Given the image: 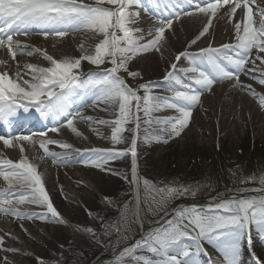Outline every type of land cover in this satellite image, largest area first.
Listing matches in <instances>:
<instances>
[{
    "label": "snow or ice",
    "instance_id": "1",
    "mask_svg": "<svg viewBox=\"0 0 264 264\" xmlns=\"http://www.w3.org/2000/svg\"><path fill=\"white\" fill-rule=\"evenodd\" d=\"M158 3H163L165 9L171 10L167 18L156 17L158 25L147 30L151 38L146 39L143 29L133 27L139 21L143 0H92L91 3L85 0H0V48H6L14 61L18 55L41 53L50 65L39 67L25 64L27 73L17 71L14 76L9 75L8 71L0 73V124L28 123L34 118L30 114L35 112L41 119L51 120L47 131L40 133L42 137H48L49 132L59 133L65 127L79 137L82 133L74 124L77 120L89 125L109 126L113 147L77 149L75 151L80 155H88L87 159L78 162L100 172L119 175L107 166L117 159L130 156L131 178H122L135 186L137 192L142 185L144 190L154 193L151 203L145 200L148 211H164L167 217V206L172 201L188 195L195 197L201 186L157 187L139 175L137 148L142 124L146 126L143 143L167 144L171 139L180 137L189 126L202 94L210 92L215 83L234 80V87L248 89L249 94L255 96L252 86L240 81V75L244 74L264 86V67L256 64L259 60L264 65V56L260 55L264 54V8L256 9L257 20L253 9L255 0H175V3L173 0H158ZM184 5L189 9L194 6L195 10H186ZM228 5H231L228 13L230 18L235 17L237 10L243 13L242 19L234 24L235 42L218 48L209 45L195 53L185 51L178 54L176 62L171 63L163 77L166 82L164 90L171 95L154 92L160 85L150 82L130 87L125 77L120 75L123 72L133 80L140 77V72L131 70L130 64L142 54L160 51L159 45L165 39L166 30L172 29L174 20L198 13L208 17L207 25L191 41V44H195L208 33L217 11ZM33 29L38 30L45 39H62L75 32H90L98 38V42L94 46V54H88L81 45L79 57L56 59L39 48L25 51L28 45L14 40L15 36L32 35ZM254 52L255 59H251ZM182 58L187 66H178ZM82 61H87L99 71L89 72L81 79ZM106 64L111 66L102 67ZM249 64L252 66L247 67ZM24 75L30 79H24ZM88 97H92L91 103ZM100 104L106 106L101 110H111L114 118L93 120L83 115L85 107L95 108ZM259 104L264 108V96L259 97ZM165 110H174L176 115H154ZM128 124H134V127L126 128ZM153 125L157 127L153 128ZM92 131L98 134V129L93 128ZM125 131L132 133L130 145L118 149L116 145L125 143ZM0 141L5 147L19 146L22 154L16 162L0 160V178L7 185L0 189V214L21 221L38 219L53 225H66L67 221L54 206L44 185L42 174L23 155L24 142L33 145L37 141L32 135H0ZM38 143L54 163L73 162L71 152L56 153L48 147L56 145L67 150L72 148L71 144L51 138L41 139ZM249 181L259 186L229 189L232 195L218 193L203 206H178L172 209L171 218H164L163 223L158 221V227L150 228L142 234L141 239L123 248L112 264H128V261L134 264H201L199 256L201 253L206 254L205 243L219 254V259L211 260L210 264H242L241 242L246 239L251 249L253 231L262 234L260 238L264 240V174L244 177L240 183L247 184ZM248 192L257 194L244 195ZM105 201L112 203L107 196ZM25 204L41 211H20L18 206ZM92 214L89 210V215ZM124 227L127 231L130 224ZM83 231L89 234L90 239L97 238L92 227H84ZM117 231L120 229L117 228ZM105 235L110 233L106 230ZM0 251L17 253L19 250L5 247L4 238L0 237ZM252 256L255 264H264V260L257 258L255 253ZM37 259L38 264H45L44 259ZM0 264H13V261L5 255L0 257ZM53 264L61 262L54 261Z\"/></svg>",
    "mask_w": 264,
    "mask_h": 264
},
{
    "label": "rangeland",
    "instance_id": "2",
    "mask_svg": "<svg viewBox=\"0 0 264 264\" xmlns=\"http://www.w3.org/2000/svg\"><path fill=\"white\" fill-rule=\"evenodd\" d=\"M183 7L186 10H195L194 7L191 9L186 8V5ZM253 9L255 12L254 6ZM229 10V8H220L212 19L208 33L198 39L195 44H191V41L196 39L207 25L208 17L198 13L194 16H181L178 20H174L172 29L166 30L165 39L159 45L161 51H151L157 71L166 74L171 63L176 62L175 57L182 52L195 53L209 45L218 48L224 44L234 43V24L237 20L242 19L243 13L237 10L235 17L230 18ZM143 30L147 33L148 29ZM150 38L146 36V39ZM34 47L36 46L34 45ZM49 55L53 54L50 53ZM255 55L254 52L251 59H255ZM260 55L264 56V54ZM17 57L27 60V64L36 63L39 58L27 55H18ZM40 58L49 64L42 56ZM256 64L264 67L259 60L256 61ZM24 65L21 63L19 67H24ZM178 66H187V63L182 58ZM251 66V64L247 65V67ZM130 79L132 81L127 83L134 88L143 81L141 75L136 80L131 77ZM152 79H155L153 74L149 76V80ZM240 81L244 85H251L256 95H250L248 89L242 90L234 87V80L214 84L210 92L202 94L203 100L195 107L190 124L180 137L171 139L167 144L143 143L142 148L138 145V171L142 178L148 179L157 187L165 185L201 186L198 194L195 197L188 195L172 201L167 206L169 215L165 217L164 211H148L145 200L151 203L154 193L144 190L142 185L137 192L135 186L130 185L129 181L125 179L122 186L115 191L111 204L105 200L99 201L103 204V209L99 210L97 214L89 215L88 212H85V216L90 222L89 227H92L97 233V238L92 239L95 250L91 254H87L80 246L70 226L67 224L66 226L58 225L59 233L68 238L67 246L61 248L62 258L59 260L61 264H112L114 258L123 248L131 246L136 240L141 239L142 234L150 228L158 227V221L163 223L164 218H171L172 209L178 206H203L213 197H216L218 193L223 192L232 195L233 193L229 189L259 186L258 183L251 181L247 184H242L240 181L244 177H259L264 174V108L259 104V97L264 96V86L259 85L244 74L240 75ZM228 84L230 87L227 86ZM165 85L157 87L156 92L160 95H171L164 90ZM227 91H235V97L226 98ZM224 102L226 103L225 106L223 105ZM229 104H231L230 107ZM257 112L261 114L259 115ZM166 113H168L166 116L176 115L174 110L160 112V114ZM140 115L143 113L141 112ZM257 115L259 116L257 117ZM126 126L133 128L134 124ZM63 131L67 132L70 140H77L68 129ZM101 136L102 134L96 135V138ZM96 143L90 142V145L97 149H106L99 142ZM76 149H79V146ZM251 150L257 154L253 156ZM13 153L12 150L0 148V160L10 159L16 162L14 158L12 159ZM129 158L125 167V175L130 179L131 157L129 156ZM213 162L217 165V172ZM4 184L5 182L0 178V187H3ZM80 186L85 191L91 192L92 185L87 180H84ZM256 194L244 193V195ZM69 197L73 201L79 200L75 193H70ZM18 207L20 211L24 212L41 211L27 204ZM139 217L143 223H146L143 231H141L140 226H137ZM13 220L15 222L21 221L0 214V237L4 238L5 245L14 242L15 246L12 249L19 251L17 253L0 251V257L14 255L20 259L18 264H38V259L33 254V247L38 241L44 243L42 234L38 233L35 227L26 223L31 220H22L19 225L12 223ZM132 221L137 222L131 223ZM129 224L130 229L125 231L124 226ZM117 228L120 229L119 232ZM106 230L110 235H105ZM260 235L262 234L252 232L253 246L251 249H249L246 239L241 242L242 264H255L253 253L257 258L264 260V240L260 238ZM43 246L46 247V244ZM203 246L206 254L201 253L199 258L204 257L208 264L211 260L219 259L218 252L212 246L206 243ZM8 258L11 260V256ZM125 259L127 260V258ZM128 264H134V262L128 261Z\"/></svg>",
    "mask_w": 264,
    "mask_h": 264
},
{
    "label": "bare ground",
    "instance_id": "3",
    "mask_svg": "<svg viewBox=\"0 0 264 264\" xmlns=\"http://www.w3.org/2000/svg\"><path fill=\"white\" fill-rule=\"evenodd\" d=\"M87 3H91L92 0H85ZM175 3V0H173ZM144 7L140 9V18L137 24L133 25V27H139L141 29H150L154 28L158 25V20L156 19L157 16L162 18H167L169 11L171 9H165L163 3H158V0H143ZM256 9L264 8V0H255L253 5ZM231 5L224 6L222 8H229ZM163 9V10H161ZM166 10V11H165ZM162 11V12H161ZM165 11V12H164ZM242 11V10H239ZM254 16H256V11L254 12ZM258 20L259 17L256 16ZM33 34L29 36H15L14 40H18L21 44L28 45V48L24 49L25 51H30L35 48H39L41 52H47L48 54L52 53L54 58L62 59L66 56L70 57H79L81 55L80 46L83 45V48L86 50L88 54H94V46L98 42V38H96L90 32H75L72 33L64 38H53L49 37L45 39L42 35L39 34V31L36 29L32 30ZM145 37L148 36L146 32H144ZM34 45L36 47H34ZM161 51V50H160ZM159 51V52H160ZM158 52V53H159ZM52 55V56H53ZM32 56L39 57L36 63L33 65L39 67H47L49 64L41 60V53H35ZM0 61L4 63H0V73L8 71L9 75H13L20 71L21 73H27V69L25 67H17V64H27V60L16 57V60H12L10 54L8 53L6 48H0ZM154 56L151 52L142 54L141 57L134 60L130 64V69L133 71H139L143 81L142 83H152L154 85H165V81H163V77L165 75L164 72L157 71L155 66ZM102 67H110L109 65H104ZM153 67V68H151ZM95 66L90 65L87 61H82L81 72L82 76L81 79H84L89 72H98ZM154 75L155 79L149 80L150 75ZM120 75L125 77L126 83L128 81H132L130 77L126 76L123 72ZM24 79H30L28 75L23 76ZM217 83H215L216 85ZM227 86L230 87V84ZM156 92V88L154 89ZM157 93V92H156ZM159 94V93H158ZM235 91H227V97H235ZM88 102L91 103L92 97H88ZM203 100V98H201ZM223 105L225 106L226 103L224 102ZM229 107L231 104L228 105ZM106 106L100 104L99 106L93 107H85L83 109L84 116H90L93 120L97 119H112L114 118V113L111 110L102 111L101 109L105 108ZM258 113V112H257ZM259 114V113H258ZM261 114V113H260ZM259 114V115H260ZM155 116L165 117L168 115L154 113ZM257 115V117L259 116ZM143 115H141L142 117ZM40 120V121H39ZM38 123L40 125H29L25 123H13L9 125H0V135L8 137L13 131L16 133L14 135H32L33 139L37 141V143L33 145L27 144L24 142L25 152L23 153L24 156H27L30 163L35 165L38 169V172L42 174L44 185L49 192V195L53 201L54 206L57 210L61 213V216L67 221V226H70L74 232V237L76 236V240L79 242L80 246L84 249L87 254H91L95 250V245L93 240L89 238V234L83 231L84 227H89V220L85 216V212L89 213V210L92 213L97 214L99 210L103 209V204L100 203L101 201L105 200V196L113 198L115 191L120 188L125 181L122 177H125V167L128 163V157H124L121 159H117L111 162L107 167H110L115 172L119 173V175H110L108 173L100 172L98 169H94L91 167H86L82 163L78 162L88 158V155H80L76 148L79 146L80 150L83 149H92L94 146L90 145V142L97 144L99 142L102 147H106V149L112 148V142L110 140L111 135V128L105 125L99 124H92L89 125L83 121L77 120L74 122L75 126L77 127L78 131L82 133L81 136L77 137L73 134L77 140H70L69 136L67 135L66 131H63L65 128H61L59 133L49 132L48 137H42L40 135L41 132L47 131L49 125L51 124V120H43L39 119ZM79 121V122H78ZM78 122V123H77ZM37 123V121H36ZM44 126V127H41ZM145 125L142 124L140 137L141 140L138 141V145L142 148V138L145 135L144 133ZM156 125H153V128H156ZM98 129L97 132L92 131V129ZM126 128H128L126 126ZM69 130V129H68ZM151 131V129H150ZM70 132V130H69ZM102 134L101 137L96 138V135ZM12 135V134H11ZM13 135V136H14ZM124 137L126 138L125 143L116 145L115 147L118 149H125L130 145V137L132 135L131 132L125 131L123 133ZM51 138L54 140L61 141L62 143H68L72 145L71 149H62L60 147H56L54 145H49V150L56 153H63L65 151L72 153V163H54L51 157H48L44 154L43 149L40 147L38 141L41 139ZM81 138V139H80ZM79 139V140H78ZM96 139V140H95ZM129 140V141H128ZM79 144H78V143ZM16 143L15 141L13 142ZM153 145L156 142L152 143ZM0 148H6L9 150L14 151L12 154V159L14 158L18 161L22 154L19 150V146L16 147H5L0 141ZM84 180H87L91 185L92 189L91 192H87L80 186ZM7 185L6 183L1 186L0 189L5 188ZM70 193H75L79 197L78 201H73L70 199ZM94 196V197H93ZM96 196V197H95ZM96 198V199H95ZM97 198L99 199L97 201ZM100 201V202H99ZM34 208L41 210L34 206ZM12 223L19 225L22 221L13 220ZM26 223H29L32 227L38 231V233L42 234L44 238V243L37 242L34 244L33 247V254L35 258H42L45 260L46 264H53L54 261H59L61 257V248L67 246L68 238H65L59 233V226L53 225L49 223L42 222L40 220H31ZM37 226V227H36ZM66 226V225H61ZM77 228L81 230L77 231ZM40 229V230H39ZM18 241H20L18 239ZM46 244V247L43 246ZM63 245V247H62ZM7 248H14L15 243L11 244H4ZM11 256V260L13 264H18L20 259L18 256L8 255ZM201 264H206L207 259L204 257L199 258ZM208 264V263H207Z\"/></svg>",
    "mask_w": 264,
    "mask_h": 264
},
{
    "label": "trees",
    "instance_id": "4",
    "mask_svg": "<svg viewBox=\"0 0 264 264\" xmlns=\"http://www.w3.org/2000/svg\"><path fill=\"white\" fill-rule=\"evenodd\" d=\"M251 154H253V156H255L257 153H253V150H251ZM213 163L215 164L214 169H215V171L217 172V171H218V170H217V165H216L215 162H213ZM141 222H142V220H141ZM142 225H143V229H145V225H146V223H143V222H142ZM135 232H136V234H137L136 227H135Z\"/></svg>",
    "mask_w": 264,
    "mask_h": 264
}]
</instances>
